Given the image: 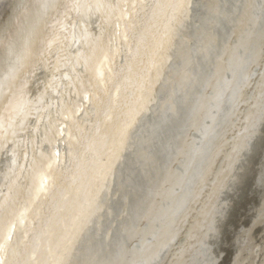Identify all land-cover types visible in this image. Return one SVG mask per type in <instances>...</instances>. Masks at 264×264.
<instances>
[{"label":"bare ground","instance_id":"obj_1","mask_svg":"<svg viewBox=\"0 0 264 264\" xmlns=\"http://www.w3.org/2000/svg\"><path fill=\"white\" fill-rule=\"evenodd\" d=\"M0 264H264V0H0Z\"/></svg>","mask_w":264,"mask_h":264},{"label":"water","instance_id":"obj_2","mask_svg":"<svg viewBox=\"0 0 264 264\" xmlns=\"http://www.w3.org/2000/svg\"><path fill=\"white\" fill-rule=\"evenodd\" d=\"M241 194H242V193H241ZM239 198H240V199H239V201H240V200H241L242 198H244V197H241V195H240ZM239 201H238V202H239ZM241 204H242V203H241ZM232 216H234L233 213H232V215H231L230 218H229L230 221H232V219H233Z\"/></svg>","mask_w":264,"mask_h":264}]
</instances>
